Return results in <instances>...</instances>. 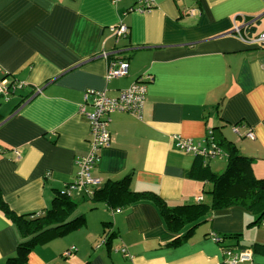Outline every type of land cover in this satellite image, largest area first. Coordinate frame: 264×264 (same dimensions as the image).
<instances>
[{"label": "crops", "instance_id": "1", "mask_svg": "<svg viewBox=\"0 0 264 264\" xmlns=\"http://www.w3.org/2000/svg\"><path fill=\"white\" fill-rule=\"evenodd\" d=\"M120 25L128 32L114 35ZM263 31L264 0H0V83L17 86L0 96L3 201L16 215L40 216L59 191L74 217L98 188L129 175L128 189L157 196L162 208L209 204L212 183L189 176L194 154L176 143L197 146L210 128L264 180V45L249 42ZM111 57L126 62V75L107 77ZM145 74L142 118L107 116L111 142L90 173L101 184L71 189L75 160L90 151L86 93L115 98ZM220 150L206 162L217 175L228 164ZM222 159L223 169L211 161ZM79 213L78 228L49 233L25 264H227V250L249 254L235 264H264V215L241 207L206 212L195 225L184 219L177 233L152 199ZM22 240L0 212V264Z\"/></svg>", "mask_w": 264, "mask_h": 264}, {"label": "trees", "instance_id": "2", "mask_svg": "<svg viewBox=\"0 0 264 264\" xmlns=\"http://www.w3.org/2000/svg\"><path fill=\"white\" fill-rule=\"evenodd\" d=\"M112 60L119 61L123 59L111 57L110 62ZM209 130L212 132L214 143L220 149L226 151L228 155L227 168L220 175L211 173L207 168L208 164L206 162L208 160L201 155H194L195 159L189 172V176L192 178L200 179V177H204L212 183V189L208 191L209 204L196 203L173 208L164 206L162 208V206H159L161 201L157 196H153L151 193L136 194L130 191L128 189L129 175L121 180L105 183L91 195L90 200L94 205L104 204L109 210H114L129 207L138 201L152 199L158 202L160 213L163 215L167 227L173 233L179 232L189 223V225L197 224L206 212L222 211L232 206L264 215V180L256 179L253 176L249 160L238 154L233 143L227 141L228 146L222 141L216 135L217 128H210ZM74 207L75 204L70 201L68 196L60 194L58 191L53 206L43 212L42 215H16L9 209L0 195V212L16 226L19 234L24 239L17 245L15 256L8 259L7 264H25L28 253L34 246L42 243L49 233L54 234L58 231L59 234H62L78 228L80 224L78 218L67 221ZM184 219L187 221L185 225L182 224ZM227 251L235 253L232 250Z\"/></svg>", "mask_w": 264, "mask_h": 264}, {"label": "built area", "instance_id": "3", "mask_svg": "<svg viewBox=\"0 0 264 264\" xmlns=\"http://www.w3.org/2000/svg\"><path fill=\"white\" fill-rule=\"evenodd\" d=\"M114 1V0H113ZM150 6L145 4V7H141L139 10L147 11ZM238 28L235 27V31ZM128 32L127 27L120 25L117 29L113 28L114 35H125ZM250 43H259L264 45V32L260 34L257 38L250 39ZM127 64L124 60L115 61L112 60L109 64L107 77L108 78H119L127 73ZM152 81L150 75L140 76L129 88L121 90L115 98H109L106 96L105 92L100 91H91L86 93L87 95L92 96V113H86L85 105L80 106L81 111L84 112L85 116L89 120L90 124V151L87 156L77 158L75 164L77 165L78 172L74 182V185H71L70 188H94L98 187L101 184L99 178L93 177L91 169L97 160V151L109 145L111 142V134L108 129V115L112 112H126L131 113L137 119L142 118L143 105L145 101V96L147 92V86ZM13 87V89H11ZM17 86L11 85L10 87L4 83H0V96H6L9 94L10 90L16 89ZM86 95V97H87ZM232 132L238 137L243 136L239 132L237 126L232 127ZM246 138H252V134L248 131L245 136ZM176 148L180 151H191L194 155H201L206 159H213L216 157L222 156V151L214 143L212 138V132L207 131L205 140L198 144L197 146H192L190 141L177 140ZM213 240L218 243L220 239L213 236ZM121 252L126 255L125 250L122 249ZM225 254L230 258V261L227 264H235L239 261L249 260V254L243 251L232 253L231 251H226ZM127 256V255H126Z\"/></svg>", "mask_w": 264, "mask_h": 264}, {"label": "rangeland", "instance_id": "4", "mask_svg": "<svg viewBox=\"0 0 264 264\" xmlns=\"http://www.w3.org/2000/svg\"><path fill=\"white\" fill-rule=\"evenodd\" d=\"M263 32H264V31H263ZM261 33H262V32H261ZM261 33H260V34H261ZM260 34L258 35L259 38H260ZM258 36H257V37H258ZM257 37H256V38H257ZM0 99H1V98H0ZM1 101H2V100H0V103H1ZM211 161H217V162L220 164L219 166H222V169L224 168V166H225V162H226L225 159H222V160H211ZM222 169H221V170H222ZM72 200H75V199L73 198ZM75 201H76V200H75ZM88 201H90V203L93 204V202H92L91 200H88ZM88 201L86 202L85 205L81 206L80 208L77 206L78 209L75 210V212H74V217H73V216H72V217H69L67 221L74 220V219L76 218V216L80 215L79 212H82V211L84 212V210L87 212V210H88V206H89V204H90ZM78 204H79V203H78ZM75 207H76V205H75ZM75 207H74V208H75ZM87 216H88V213H87Z\"/></svg>", "mask_w": 264, "mask_h": 264}]
</instances>
